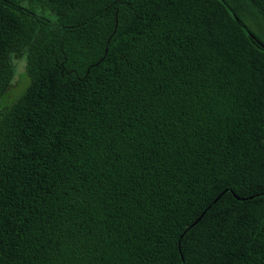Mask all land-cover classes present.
<instances>
[{
    "label": "trees",
    "instance_id": "obj_1",
    "mask_svg": "<svg viewBox=\"0 0 264 264\" xmlns=\"http://www.w3.org/2000/svg\"><path fill=\"white\" fill-rule=\"evenodd\" d=\"M17 53L0 264H264V0H0Z\"/></svg>",
    "mask_w": 264,
    "mask_h": 264
},
{
    "label": "rangeland",
    "instance_id": "obj_2",
    "mask_svg": "<svg viewBox=\"0 0 264 264\" xmlns=\"http://www.w3.org/2000/svg\"><path fill=\"white\" fill-rule=\"evenodd\" d=\"M34 10L37 14L43 15L48 19H55L54 14L48 10H42L39 7H35ZM12 63L15 68V74L10 87L0 99V113L3 112L7 106L13 104L29 85V78L26 75L25 56L22 53L13 54Z\"/></svg>",
    "mask_w": 264,
    "mask_h": 264
},
{
    "label": "water",
    "instance_id": "obj_3",
    "mask_svg": "<svg viewBox=\"0 0 264 264\" xmlns=\"http://www.w3.org/2000/svg\"><path fill=\"white\" fill-rule=\"evenodd\" d=\"M217 199H218V198H217ZM217 199H216V200H217ZM196 222H197V221H196ZM196 222H195V223H196Z\"/></svg>",
    "mask_w": 264,
    "mask_h": 264
}]
</instances>
